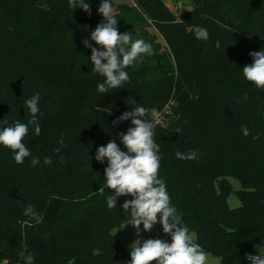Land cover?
I'll return each mask as SVG.
<instances>
[{"label": "trees", "instance_id": "obj_1", "mask_svg": "<svg viewBox=\"0 0 264 264\" xmlns=\"http://www.w3.org/2000/svg\"><path fill=\"white\" fill-rule=\"evenodd\" d=\"M192 1L179 19L164 0H111L118 31L140 28L153 54L126 69L123 88L101 94L104 77L91 71L83 44L99 48L90 37L103 20L101 0H86L91 15L68 0H0V128L27 123L24 101L39 93L42 129L37 136L29 126L23 164L0 145V264H25V246L33 264H128L130 247L112 231L131 221L122 205L133 197L107 207L108 162L95 155L132 126L112 122L133 110V100L155 118L159 178L195 242L220 264H249L246 254L264 245V89L242 72L253 62L249 52L264 49V0ZM197 25L207 41L195 38ZM177 150L197 159L179 160ZM227 177L241 183L239 208L228 204ZM27 204L42 222L24 215Z\"/></svg>", "mask_w": 264, "mask_h": 264}, {"label": "clouds", "instance_id": "obj_2", "mask_svg": "<svg viewBox=\"0 0 264 264\" xmlns=\"http://www.w3.org/2000/svg\"><path fill=\"white\" fill-rule=\"evenodd\" d=\"M72 9L81 8L91 15L90 4L86 0H68ZM103 17L91 32V41L83 40L85 47L91 48L90 60L92 72L104 77V81L97 85V91L107 94L112 89L123 88L130 79L126 69L133 64L142 54L151 55L152 46L142 39H132L131 32L120 33L117 27V18L111 0H101L98 8ZM194 35L197 40L207 41L209 33L206 28L194 26ZM253 62L246 64L243 69L244 78L253 83L257 88L264 89V49L249 52ZM40 94L37 93L24 101L30 118L27 123L16 121L13 126L0 128V145L12 150L17 164H23L25 158L31 156L30 149L23 143L28 135L29 126L34 129L35 135L41 134V123L37 118L40 112ZM244 99H247L245 93ZM132 111L124 112L114 120L113 126L131 120V127L118 134L120 143L127 149L122 151L115 139L110 140L106 146H100L95 159L103 163L107 159V167L104 169L106 186L114 192L108 196L107 207L116 208L117 198L131 196L122 205L123 211L129 213L131 224L136 236L140 237L130 245V261L128 264H206L207 254L200 244L195 242L189 228L183 223L177 214V209L170 204L166 183L159 178L160 156L159 144L154 139L156 127L155 118L150 109L137 105L133 100ZM7 124V121H3ZM242 134H250L247 126L241 127ZM63 138L59 144L63 146ZM60 152V148L56 149ZM175 156L179 160H195L197 153L176 151ZM39 158L33 157L31 164L35 167L39 164ZM45 165H51V157H45ZM24 215L42 222V217L35 211L31 204L24 207ZM159 217V218H158ZM159 223L163 233L171 237V242L159 238L143 239L141 237V225L144 232H150L154 225ZM255 255L246 254L250 264H264V245H257ZM27 253V254H26ZM25 264H33L34 254L27 251V246L19 252ZM69 264H73L70 260Z\"/></svg>", "mask_w": 264, "mask_h": 264}, {"label": "rangeland", "instance_id": "obj_3", "mask_svg": "<svg viewBox=\"0 0 264 264\" xmlns=\"http://www.w3.org/2000/svg\"><path fill=\"white\" fill-rule=\"evenodd\" d=\"M114 2L116 5L117 4H127V5H131V6L134 5L133 0H114ZM164 2L167 4V6L171 9V11L179 19L181 18L182 11L189 10L193 7V1L192 0H164ZM127 32L132 33V39L133 40L142 39L145 42H147L145 40L144 35H143L140 28L133 27L130 31H127ZM150 32L155 33L154 29H151ZM166 50H167V48H166V46H164L162 51L165 52ZM152 54H153V51H152ZM152 54L151 55L142 54L140 57L137 58V63H139L146 56H152ZM118 145L121 147L123 144L118 143ZM227 179L232 184L233 189H234V191L228 197V204H229L231 209L239 208L241 206V200L237 194V191L242 189L241 183L238 179H236L234 177H227ZM130 222L131 221L126 222L120 227H115L112 231L113 235L118 240L127 244V246H129V247L134 241H136L138 238H140V237L136 236L135 229L133 228V226L131 224H129ZM192 235L194 236V239H195L196 235L194 233H192ZM156 236L159 239H163L169 243L171 242L170 238L166 234L163 233L162 226L159 223L154 225L153 229L150 232H144L143 231V225H141V237L143 239H149V238L155 239ZM206 264H220V258L215 256V255H212V254H207Z\"/></svg>", "mask_w": 264, "mask_h": 264}, {"label": "built area", "instance_id": "obj_4", "mask_svg": "<svg viewBox=\"0 0 264 264\" xmlns=\"http://www.w3.org/2000/svg\"><path fill=\"white\" fill-rule=\"evenodd\" d=\"M159 121V120H158ZM155 238H158L157 236ZM251 255H255L256 253H250ZM248 263L250 264V262L248 261Z\"/></svg>", "mask_w": 264, "mask_h": 264}, {"label": "crops", "instance_id": "obj_5", "mask_svg": "<svg viewBox=\"0 0 264 264\" xmlns=\"http://www.w3.org/2000/svg\"><path fill=\"white\" fill-rule=\"evenodd\" d=\"M183 12H184V11H182V13H183ZM182 13H181V14H182ZM126 245H127V244H126Z\"/></svg>", "mask_w": 264, "mask_h": 264}, {"label": "water", "instance_id": "obj_6", "mask_svg": "<svg viewBox=\"0 0 264 264\" xmlns=\"http://www.w3.org/2000/svg\"><path fill=\"white\" fill-rule=\"evenodd\" d=\"M264 111V110H263Z\"/></svg>", "mask_w": 264, "mask_h": 264}]
</instances>
